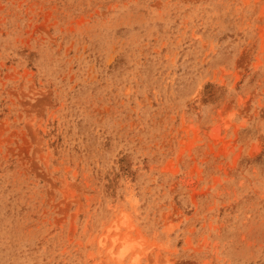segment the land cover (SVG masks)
I'll use <instances>...</instances> for the list:
<instances>
[{"label": "rangeland", "instance_id": "rangeland-1", "mask_svg": "<svg viewBox=\"0 0 264 264\" xmlns=\"http://www.w3.org/2000/svg\"><path fill=\"white\" fill-rule=\"evenodd\" d=\"M0 264H264V0H0Z\"/></svg>", "mask_w": 264, "mask_h": 264}, {"label": "bare ground", "instance_id": "bare-ground-1", "mask_svg": "<svg viewBox=\"0 0 264 264\" xmlns=\"http://www.w3.org/2000/svg\"><path fill=\"white\" fill-rule=\"evenodd\" d=\"M115 242L116 243L119 242V244H121V247H122L120 253L118 254L119 259L120 258L122 259V257L126 256L131 250H133L135 248V245H136L130 237H124L122 239H118V241L114 240L113 243H115ZM135 263H137V262H135Z\"/></svg>", "mask_w": 264, "mask_h": 264}]
</instances>
